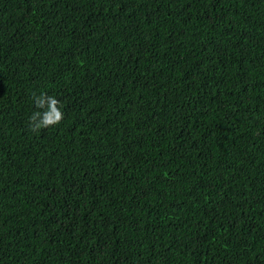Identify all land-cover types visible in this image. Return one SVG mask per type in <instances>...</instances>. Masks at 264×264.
<instances>
[{
  "label": "trees",
  "instance_id": "obj_1",
  "mask_svg": "<svg viewBox=\"0 0 264 264\" xmlns=\"http://www.w3.org/2000/svg\"><path fill=\"white\" fill-rule=\"evenodd\" d=\"M0 264H264V0H0Z\"/></svg>",
  "mask_w": 264,
  "mask_h": 264
},
{
  "label": "clouds",
  "instance_id": "obj_2",
  "mask_svg": "<svg viewBox=\"0 0 264 264\" xmlns=\"http://www.w3.org/2000/svg\"><path fill=\"white\" fill-rule=\"evenodd\" d=\"M35 105L38 109H45V111H36L29 118L30 130L39 132L41 129L50 128L59 125L64 119V113L61 110V101L55 96H49L47 93L40 95L33 94Z\"/></svg>",
  "mask_w": 264,
  "mask_h": 264
}]
</instances>
